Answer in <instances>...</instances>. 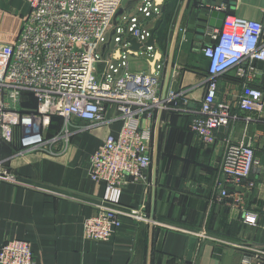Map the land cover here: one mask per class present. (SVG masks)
<instances>
[{"label":"crops","instance_id":"0c3cea01","mask_svg":"<svg viewBox=\"0 0 264 264\" xmlns=\"http://www.w3.org/2000/svg\"><path fill=\"white\" fill-rule=\"evenodd\" d=\"M156 1L159 13L150 18L140 11L144 0H127L119 10L122 18L117 17L121 22L136 16L148 30L161 20L153 43L165 65L162 98L167 100L171 91H186L189 98L188 103L176 98L180 111L155 113L149 182L130 183L121 195V208L138 209L148 221L123 216L111 240L84 237V221L96 214L105 190L90 176V157L108 133L118 134L121 123L94 125L74 118L65 148L60 140L51 150L19 154L18 141L2 143L0 159L18 181L0 179V246L27 241L38 264H264V110L240 109L244 80L236 69L219 76L218 84L219 100L237 118L217 130L214 144L202 142L190 129L208 78L203 48L211 29L201 28L199 15L211 6H227L264 21V0ZM29 11L22 0H0V41H11ZM114 43L107 39L101 52L109 57ZM147 57L145 51L129 56V69L146 70ZM258 68L263 74L256 82L264 88V67ZM229 141H251L259 160L249 178L254 186L242 188L243 203L222 199L216 186ZM245 211L258 214L257 226L245 223ZM202 232L208 237L196 234Z\"/></svg>","mask_w":264,"mask_h":264},{"label":"built area","instance_id":"2783aa9c","mask_svg":"<svg viewBox=\"0 0 264 264\" xmlns=\"http://www.w3.org/2000/svg\"><path fill=\"white\" fill-rule=\"evenodd\" d=\"M30 11L12 42L0 41V148L2 143L20 144L19 154L51 150L70 141L72 119L90 124L120 122L118 134L108 133L90 157V176L105 190L97 212L86 218L84 237L109 241L122 225V217L148 221L138 209L120 207L126 185L149 182L153 162V118L159 109L180 111L176 98L188 103L187 92L171 91L162 98L164 62L159 49L147 45L151 30L138 17L116 15L123 0H22ZM211 9L229 12L227 6ZM147 18L159 13L156 0H144L140 8ZM111 39L116 47L109 57L99 48ZM136 39L132 48L126 36ZM203 48L208 58L206 92L194 111L190 129L206 144H214L216 132L229 125L231 106L219 100V76L230 70L244 81L239 107L244 111L264 110V88L256 81L263 72L254 61L264 62V21L227 14L221 29L208 32ZM148 68L133 72L129 56L141 57ZM160 61V63H158ZM63 123L50 134L52 119ZM0 159V179L18 181ZM259 163L251 141H229L216 183L220 197L243 203L242 188L253 187L249 178ZM245 223L257 226L256 212L245 211ZM208 237L206 232L196 233ZM0 264H38L29 242L11 240L0 246Z\"/></svg>","mask_w":264,"mask_h":264},{"label":"water","instance_id":"95a60500","mask_svg":"<svg viewBox=\"0 0 264 264\" xmlns=\"http://www.w3.org/2000/svg\"><path fill=\"white\" fill-rule=\"evenodd\" d=\"M199 8H202V7L199 6ZM120 13L121 12L117 13L116 19ZM227 14L235 15L236 12L234 9H231L229 12L211 9L209 13H202L199 15V25L201 26V28L221 29L223 27L224 20ZM160 24H161V20H158L155 27L151 30V36L147 42V45H152L153 39H154V33L159 28ZM131 45H132V48L135 50L139 49L140 47V44L137 42L136 39H132ZM253 64L260 68L264 67L263 61H254ZM222 128L223 127H221V129ZM262 161L264 163V159Z\"/></svg>","mask_w":264,"mask_h":264},{"label":"rangeland","instance_id":"374dc122","mask_svg":"<svg viewBox=\"0 0 264 264\" xmlns=\"http://www.w3.org/2000/svg\"><path fill=\"white\" fill-rule=\"evenodd\" d=\"M126 1H127V0H123L122 4L124 5V3H125ZM4 13H5V12H4ZM121 18H122V15H119V16H118V20H120ZM23 22H24V21H23ZM23 22L21 23L20 26H18V28H16V30H15L14 33H11V34H10V35H12V38H10L11 41H8V42H12V40L14 39V36L16 35V33L20 30V28H21ZM14 29H15V27H14ZM111 34H112V31H111V32L108 34V36H107V39H108V40L110 39ZM10 35H9V36H10ZM5 36H6V34H5ZM9 36H8V37H9ZM114 44H115V43H114ZM113 46H114V45H113ZM101 48H102V47L99 48V52H100V53H102V52H101ZM131 61H132L131 67H133V62H134V60H131Z\"/></svg>","mask_w":264,"mask_h":264},{"label":"trees","instance_id":"16d2710c","mask_svg":"<svg viewBox=\"0 0 264 264\" xmlns=\"http://www.w3.org/2000/svg\"><path fill=\"white\" fill-rule=\"evenodd\" d=\"M207 74H208V71H207ZM62 121H63V119L61 117H58V116H55L52 119V125H51V128H50V134H52L53 131H56L58 128H60L59 126L62 124Z\"/></svg>","mask_w":264,"mask_h":264}]
</instances>
